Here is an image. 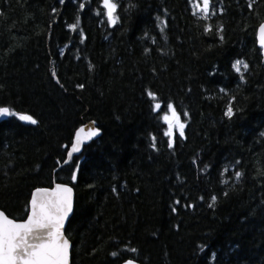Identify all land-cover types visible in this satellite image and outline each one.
I'll return each mask as SVG.
<instances>
[{
  "label": "trees",
  "instance_id": "obj_1",
  "mask_svg": "<svg viewBox=\"0 0 264 264\" xmlns=\"http://www.w3.org/2000/svg\"><path fill=\"white\" fill-rule=\"evenodd\" d=\"M195 1L0 0V210L70 184L71 264H264V0Z\"/></svg>",
  "mask_w": 264,
  "mask_h": 264
},
{
  "label": "snow or ice",
  "instance_id": "obj_2",
  "mask_svg": "<svg viewBox=\"0 0 264 264\" xmlns=\"http://www.w3.org/2000/svg\"><path fill=\"white\" fill-rule=\"evenodd\" d=\"M104 8L107 9V17L111 23L116 22L114 12L116 4L111 0H103ZM203 11L207 13L209 9V0H203ZM199 7V6H197ZM261 44L264 45V26L260 28ZM241 61H236L233 65L236 71H239ZM246 68L247 65H244ZM154 98V94L149 93ZM160 104H156L155 108L159 110ZM168 109L171 113V119L168 115L163 117L164 121L169 125V131L165 135H171L173 120L178 127L180 134L183 135L184 124L180 122L173 105L169 104ZM16 113L8 108H0V116H14ZM226 115H232V109L229 108ZM20 120L29 121L35 124L36 121L29 115H20ZM84 129H80L76 133V141L69 152L71 158L72 153L78 152L81 143V133ZM96 135L95 131L88 133V138ZM171 146V141L169 142ZM240 174L237 173V176ZM75 179V176H73ZM57 191L64 193L59 201L51 205H40L37 211V202L35 195L32 201V215L29 216L25 223H14L8 219L3 213H0V264H68V241L62 239L60 228L63 220L71 211V189L67 187L57 186ZM213 202L215 197L212 198ZM210 207L212 205H209ZM54 209V211H53ZM45 230L49 236L48 242H44ZM133 251H135L133 249ZM113 255H116L113 253ZM131 264V261L128 262Z\"/></svg>",
  "mask_w": 264,
  "mask_h": 264
},
{
  "label": "water",
  "instance_id": "obj_3",
  "mask_svg": "<svg viewBox=\"0 0 264 264\" xmlns=\"http://www.w3.org/2000/svg\"><path fill=\"white\" fill-rule=\"evenodd\" d=\"M261 26H264V22H262L257 29V35H256V39H257V44L258 46L262 49V54L264 56V45L261 44V33H260V28ZM2 118H6L7 116H1ZM84 129V132L81 133V143H80V149L78 152L72 153L71 158L69 157V152L72 149L73 144L76 141V133L78 130L80 129ZM90 131H95L96 135L92 136L90 139L88 138V133ZM101 135V130L98 128L97 124L95 121H89L87 123H84L83 125H81L79 128L76 129L74 135H73V139L71 142V145L68 148V152H67V156H66V160L64 161V163L62 164V166H65L67 164H69L72 159L75 156H78L82 153L83 147L90 143L91 141L97 139L99 136ZM61 186V187H67L71 189V211L68 212L67 216L64 218L63 220V225L60 228V232L62 234V239L63 240H67L68 241V264H71V250H72V242L70 241V239L67 237L66 235V227L68 224L69 219L71 218L73 211H74V203H75V191L74 188L70 185V184H66V183H54L51 187H41V188H36L32 191L30 200H29V210H28V214L25 217V219L23 220H15L11 217H9L8 215H6V213L2 210H0V213H3L4 216H6L8 219L12 220L14 223H25L29 216L32 215V201L35 195V199L37 202V211H39V206L40 205H51V204H55L57 201H59L64 195V193L58 192L57 191V186ZM54 211V209H53ZM49 240V236L47 235V231L45 230V239L44 242H48ZM131 261V264H139L136 261L133 260H126L124 261L122 264H128V262Z\"/></svg>",
  "mask_w": 264,
  "mask_h": 264
},
{
  "label": "rangeland",
  "instance_id": "obj_4",
  "mask_svg": "<svg viewBox=\"0 0 264 264\" xmlns=\"http://www.w3.org/2000/svg\"><path fill=\"white\" fill-rule=\"evenodd\" d=\"M195 8L197 9V10H203V7H204V5H203V0H198V1H195ZM197 6H199V7H197ZM157 103H155V105H156ZM164 116L165 115H168L169 117H170V119H171V113H170V111H169V109L167 108V110H166V112L163 114ZM178 115V114H177ZM163 116V117H164ZM180 119V118H179ZM181 122V121H180ZM166 125H167V128H168V131H169V125H168V123H166ZM176 129H178V127H176V125H175V121L173 120V127H172V129H171V133L174 131V130H176Z\"/></svg>",
  "mask_w": 264,
  "mask_h": 264
}]
</instances>
